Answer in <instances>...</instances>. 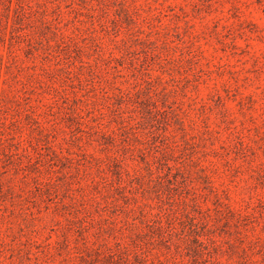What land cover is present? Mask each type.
<instances>
[{
  "label": "rangeland",
  "instance_id": "rangeland-1",
  "mask_svg": "<svg viewBox=\"0 0 264 264\" xmlns=\"http://www.w3.org/2000/svg\"><path fill=\"white\" fill-rule=\"evenodd\" d=\"M0 264H264V0H0Z\"/></svg>",
  "mask_w": 264,
  "mask_h": 264
}]
</instances>
